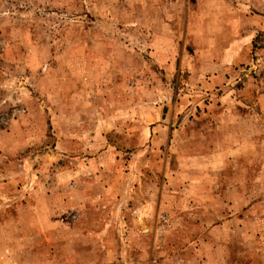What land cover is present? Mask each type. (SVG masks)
I'll return each mask as SVG.
<instances>
[{
  "label": "rangeland",
  "instance_id": "obj_1",
  "mask_svg": "<svg viewBox=\"0 0 264 264\" xmlns=\"http://www.w3.org/2000/svg\"><path fill=\"white\" fill-rule=\"evenodd\" d=\"M66 193L70 264H264V0H0V264Z\"/></svg>",
  "mask_w": 264,
  "mask_h": 264
},
{
  "label": "crops",
  "instance_id": "obj_2",
  "mask_svg": "<svg viewBox=\"0 0 264 264\" xmlns=\"http://www.w3.org/2000/svg\"><path fill=\"white\" fill-rule=\"evenodd\" d=\"M33 188L35 189L36 186H33ZM36 191H38V189H36ZM68 196V193H66L64 194V198H62L63 200L60 204L61 214L59 217H55L56 211L54 212L53 209H51L50 214H48L49 216H46V220L40 215L38 204H36V202H28V204L25 205L18 222L14 223V227L18 232V245L15 244V246L19 247L20 254H18L19 256L15 255L13 258L11 257L5 264H38L41 262L42 257L37 256V254H35V250L29 255L22 253L24 249H27L28 247L31 251V248H33L38 240H43L44 245L46 246L44 254L45 264L72 263V261L69 260L67 248L70 247V244H73V242L76 243V246L80 245L78 241H80V233L84 231V229H89L91 226L95 230L99 225L96 224L97 221L94 223L92 221V223H88L86 225L82 224V217H84L86 213L79 209V207L76 209L72 200H70ZM73 207L76 209L75 211L71 210ZM145 218L146 217H143L144 220ZM7 224L8 223H4L3 226L7 227L5 226ZM100 228L101 227L98 229ZM93 238L95 239L94 236L92 239ZM58 243L62 248H64L61 251V256H58L56 249H54ZM109 246L111 247V244H109ZM78 257L79 255L77 254L75 261H78Z\"/></svg>",
  "mask_w": 264,
  "mask_h": 264
}]
</instances>
